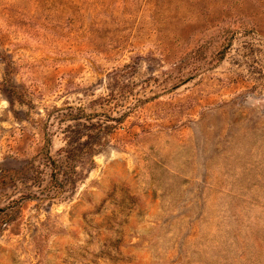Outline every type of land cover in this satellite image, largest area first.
Returning <instances> with one entry per match:
<instances>
[{
  "label": "rangeland",
  "instance_id": "1",
  "mask_svg": "<svg viewBox=\"0 0 264 264\" xmlns=\"http://www.w3.org/2000/svg\"><path fill=\"white\" fill-rule=\"evenodd\" d=\"M0 264H264V0H0Z\"/></svg>",
  "mask_w": 264,
  "mask_h": 264
}]
</instances>
